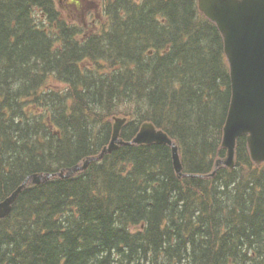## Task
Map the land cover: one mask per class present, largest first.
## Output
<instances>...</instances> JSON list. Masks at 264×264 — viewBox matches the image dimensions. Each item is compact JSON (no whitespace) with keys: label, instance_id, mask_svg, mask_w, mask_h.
I'll return each mask as SVG.
<instances>
[{"label":"trees","instance_id":"trees-1","mask_svg":"<svg viewBox=\"0 0 264 264\" xmlns=\"http://www.w3.org/2000/svg\"><path fill=\"white\" fill-rule=\"evenodd\" d=\"M61 1L0 0V202L31 174L99 154L115 115L130 119L125 140L153 122L186 173L209 174L226 155L231 82L197 0H85L103 10L96 32ZM237 162L179 179L169 147L123 146L28 186L0 220V264H264V165L245 137Z\"/></svg>","mask_w":264,"mask_h":264},{"label":"water","instance_id":"water-1","mask_svg":"<svg viewBox=\"0 0 264 264\" xmlns=\"http://www.w3.org/2000/svg\"><path fill=\"white\" fill-rule=\"evenodd\" d=\"M199 10L215 23L224 39L225 54L230 65L232 100L224 127L222 147L227 156L216 162L214 177L221 167H236V146L246 136L252 161L264 163V0H198ZM127 118H113V133L109 146L82 165L63 170L57 175H34L7 200L0 204V219L7 217L23 188L33 180L40 184L56 176L69 178L111 154L122 145H167L172 149L175 171L185 177L177 144L153 123H144L132 142L121 139Z\"/></svg>","mask_w":264,"mask_h":264},{"label":"rangeland","instance_id":"rangeland-1","mask_svg":"<svg viewBox=\"0 0 264 264\" xmlns=\"http://www.w3.org/2000/svg\"><path fill=\"white\" fill-rule=\"evenodd\" d=\"M67 1L72 2L73 0H65V2L62 4L61 10L62 12H64L65 17L71 19V21L82 23L83 21L96 22L98 21V19H100V7L95 8L94 5H91L89 2L84 0L83 2H81V5L78 9H75L74 11H67V7L65 5ZM95 25H97V23ZM85 28L89 32L96 31V29H93L91 25H88Z\"/></svg>","mask_w":264,"mask_h":264},{"label":"bare ground","instance_id":"bare-ground-1","mask_svg":"<svg viewBox=\"0 0 264 264\" xmlns=\"http://www.w3.org/2000/svg\"><path fill=\"white\" fill-rule=\"evenodd\" d=\"M133 8V7H132ZM43 12V11H42ZM51 18V17H50ZM74 23V22H73ZM33 24H35V23H33ZM48 24V23H47ZM40 25V24H39ZM16 26V25H15ZM108 26V25H107ZM81 33V32H80ZM94 33V32H93ZM26 34V33H25ZM63 34V33H62ZM84 34V33H83ZM41 35V34H40ZM78 35V34H77ZM17 38V37H16ZM74 40V39H73ZM58 43H60V42H58ZM13 49V48H12ZM62 49V48H61ZM148 51H146V53H147ZM215 54V53H214ZM154 55V54H153ZM210 58V57H209ZM18 60V59H17ZM136 60V59H135ZM145 60V59H144ZM78 63V62H77ZM139 66V65H138ZM138 70V69H137ZM115 72V71H114ZM48 73V72H47ZM54 73V72H53ZM139 73V72H138ZM51 92V91H50ZM38 102V101H37ZM57 102V101H56ZM37 105V104H36ZM43 110V109H42ZM225 111V110H224ZM121 113V112H120ZM17 119V118H16ZM225 121V120H224ZM56 126V125H55ZM177 135H179V134H177ZM67 137V136H66ZM218 146V145H217ZM239 147V146H238ZM213 155V154H212ZM214 157V156H213ZM209 158V157H208ZM73 167V166H72ZM90 169V168H89ZM233 172V171H232ZM23 173V172H22ZM51 173H45V174H31V175H29L27 178H30V177H32V176H34V175H50ZM58 173H55L54 175H57ZM83 176V175H82ZM25 178V177H24ZM56 178H60L61 179V177H59V176H56L54 179H56ZM25 180H28V179H25ZM47 181H49V180H47ZM47 181H42L40 184H37V183H34L33 182V180L32 181H30V183H32V184H34V185H42V184H44V183H46ZM221 182V181H220ZM24 183H22L21 185H23ZM20 185V186H21ZM9 188V187H8ZM219 189V188H218ZM213 193V192H212ZM214 195V194H213ZM216 196V195H215ZM214 210V209H213ZM68 213V212H67ZM66 214V213H65ZM68 217V216H67ZM229 219V218H228ZM209 224V223H208ZM116 225V224H115ZM129 227V226H128ZM217 227V226H216ZM230 232V231H229ZM206 237V236H205ZM212 238V237H211ZM178 242V241H177ZM234 242V241H233ZM197 243V242H196ZM167 244V243H166ZM171 245V244H170ZM240 245V244H239ZM226 247V246H225ZM165 248V247H164ZM207 248V247H206ZM33 249V248H32ZM176 249V248H175ZM53 250V249H52ZM206 252V251H205ZM153 253V252H152ZM141 254V253H140ZM131 255V254H130ZM51 256V255H50ZM112 256V255H111ZM137 257V256H136ZM166 258V257H165ZM135 259V258H134ZM199 259V258H198ZM253 259V258H252ZM63 261V260H62ZM107 261V260H106ZM147 263V262H146ZM133 264V263H132Z\"/></svg>","mask_w":264,"mask_h":264}]
</instances>
